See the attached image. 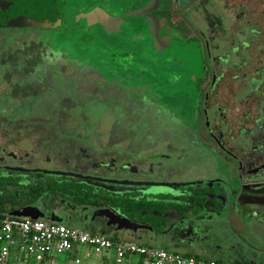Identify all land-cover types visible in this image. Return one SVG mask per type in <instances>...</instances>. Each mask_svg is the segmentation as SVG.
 <instances>
[{
  "label": "flooded vegetation",
  "instance_id": "1",
  "mask_svg": "<svg viewBox=\"0 0 264 264\" xmlns=\"http://www.w3.org/2000/svg\"><path fill=\"white\" fill-rule=\"evenodd\" d=\"M139 12L143 16L136 22L132 16ZM93 15L96 23L83 28ZM135 22L142 37L150 25L157 37L179 47L180 54L190 55L192 65L184 64L186 76L178 74L183 64H170L171 68L163 62L150 64L151 59L134 42ZM133 69L152 77L149 82L133 79L129 76ZM139 82L146 83L144 92L138 89ZM139 94L142 98L135 97ZM152 96L184 105L179 109L181 117L188 120L199 142L220 155L217 166L222 169L216 180L174 183L167 179L179 167H168L160 160L174 158L148 154L139 163L147 179L134 182L189 185L140 187L129 194L171 200L179 196L178 192L166 194L173 188H180L183 195L224 193L225 183L230 182L234 186L230 192L240 197L233 208L244 213L264 210V0H0V198L10 195L8 190L19 189L30 199L19 209L36 208L46 221L96 230L100 233L95 234L108 238L121 234L107 226V219L95 217L101 209L93 214L89 202L79 203L83 197L76 202L68 194L51 193L50 188L53 183H78L113 196L125 194L111 185L96 183L101 186L98 190L95 182L45 171L102 179L112 172H138L129 161L134 162L137 146L147 149V134L137 136L139 142L127 149L109 150L107 163H90L88 155L72 167L70 159H36L27 147L35 137L44 143L50 136L51 145H93L91 154L97 156V132L90 140L80 132L90 121L85 105L126 99L132 107L123 110L132 113L147 103L158 104L155 98L150 100ZM64 101L67 107L57 110ZM151 159L158 160L156 169L149 164ZM150 176L167 181H151ZM137 224L152 228L147 222ZM124 233L133 242L156 241L153 228Z\"/></svg>",
  "mask_w": 264,
  "mask_h": 264
},
{
  "label": "rangeland",
  "instance_id": "2",
  "mask_svg": "<svg viewBox=\"0 0 264 264\" xmlns=\"http://www.w3.org/2000/svg\"><path fill=\"white\" fill-rule=\"evenodd\" d=\"M231 24L227 26L230 27ZM137 69V68H136ZM136 69H133L129 74L133 79H143L149 82V79L152 77L151 75H142ZM139 73V74H138ZM145 81V82H146ZM145 82H139L138 87L139 90H145L144 84ZM117 91L114 93L115 95L119 94ZM144 94V93H143ZM143 94H139L135 97L142 98ZM131 99V97H129ZM150 100L155 98L150 97ZM158 98V97H157ZM130 99H128L130 101ZM156 99V98H155ZM132 100V99H131ZM158 104H145V107H141L138 110H134L132 113H127L123 110V107H132L130 102H123L122 99H118L116 102H109L103 104H91L85 105L86 111H90V121L86 123L85 127L81 129L80 132H84L86 135V139H93V133L97 132L99 139L97 141L100 143H94V147H96V152L98 155L96 156L93 152L91 154V147L93 145H85L80 147L77 143L73 145H51L52 142L50 136H47V141L38 142L36 137L32 140L31 145L27 147V150L30 149L32 155L35 156L36 159H45L47 157L54 158V156L59 159H70L71 167L73 166V162L76 160H81L83 156L91 155V162H104L107 163L111 158L109 150H120L123 148L130 147V143H138L139 141H135L137 136L141 137L147 134V139L144 142V145H147V149H143L144 147L137 146V153L132 157L133 161H129L134 165V168H139L138 172L133 171L132 174H116L112 172L108 174V179L115 180H145L147 177L142 175L143 168L140 160H145L146 156L149 154H154L156 157L164 156L173 157V161L160 159L162 162H165L168 167H179V171L176 172L175 176H172L171 179H167L170 182H182L186 180H192L194 183L202 182V181H212L218 179L219 177V169H222L217 166L218 160L221 159L220 155L216 152V150L207 148L206 144L203 142H199L192 131V127L189 124L188 120H185L181 117V112L179 109H182L184 105L182 104H170L166 102L164 99H156ZM67 107V103H60L57 110L60 108L65 109V105ZM131 104V105H130ZM74 109L72 106L70 110ZM150 136V137H149ZM54 139V138H53ZM80 149H85L86 152L83 155V152ZM20 152V151H19ZM21 153H24L23 148ZM182 156V158L178 161L175 160L177 156ZM94 155V156H93ZM152 156V155H151ZM155 163V164H154ZM158 163V160L151 159L149 164L155 168ZM178 164V165H177ZM150 166V165H149ZM182 167V168H181ZM156 169V168H155ZM184 169V170H183ZM188 171V173H185ZM102 173H105L102 171ZM139 176H138V175ZM158 177V176H157ZM148 180L151 181H167L163 178H154L150 176ZM78 182V181H75ZM87 185H90L87 184ZM235 185V184H234ZM94 187L99 190L101 187L100 184L94 183ZM111 188L120 191L125 195H131L129 193L140 191L142 188L140 187H127V186H111ZM22 190V189H21ZM193 190V189H191ZM10 195H6L3 198H0V209L5 208L6 210H17L22 206H25L27 203H30V199L26 197V193L20 191L19 189H15L14 191L8 190L7 192ZM128 193V194H126ZM121 195V194H120ZM138 200H149L144 194L137 193L134 194ZM118 196V195H114ZM46 200V199H45ZM45 200L42 199L41 202L45 203ZM174 200V198H173ZM89 210L95 214V210L109 208L104 201L100 200H91L89 204H87ZM111 208V207H110ZM117 214L124 216L121 213L120 209H113ZM125 217V216H124ZM97 222L103 223L101 219H97ZM80 228V227H79ZM90 232L100 233L96 230H91ZM223 236L224 242L221 244L220 253L223 255H233L237 256V249L242 247V242L233 238L230 233L226 232L224 229L220 231ZM264 235V231L261 233ZM108 235V234H107ZM110 236V235H108ZM120 236V234H118ZM130 237V234L125 233V237L123 239H127ZM249 245H255L254 249L261 258L264 259V242H248ZM86 252L91 253L90 259L85 258L84 254ZM82 257L81 264H117L116 263V255L114 252L109 251L104 253L102 256H98L92 252V250L88 248H83L80 253ZM50 257H53L58 264H76L67 254L58 255L55 252L50 254ZM137 259L139 257L137 256ZM1 264V263H0ZM27 264H38L33 260H30ZM46 264H50L47 262ZM122 264H126L125 262Z\"/></svg>",
  "mask_w": 264,
  "mask_h": 264
},
{
  "label": "crops",
  "instance_id": "3",
  "mask_svg": "<svg viewBox=\"0 0 264 264\" xmlns=\"http://www.w3.org/2000/svg\"><path fill=\"white\" fill-rule=\"evenodd\" d=\"M222 167V166H221ZM208 187H213L208 185ZM177 197L158 198L173 205L188 208L186 212H166L163 215L166 224L156 234L155 242H135L149 245L172 253L185 256L199 257L203 262H234L239 264H264V259L254 249L255 245L248 242H264V210L252 209L247 213L233 208L230 210L228 203L224 202L225 193L209 192L204 194H185L180 188H173L166 194ZM165 193V192H164ZM182 195V196H181ZM169 196V195H167ZM198 198L206 199V203L198 208ZM148 199V198H147ZM167 200V201H166ZM197 206V207H196ZM193 208L199 210L192 211ZM225 230L233 238L242 242V247L237 249V256L223 255L220 253L221 244L225 241L220 231ZM120 237H125L121 232ZM121 238L120 241L133 242ZM71 261V258H69ZM126 264H142L136 256H128Z\"/></svg>",
  "mask_w": 264,
  "mask_h": 264
},
{
  "label": "built area",
  "instance_id": "4",
  "mask_svg": "<svg viewBox=\"0 0 264 264\" xmlns=\"http://www.w3.org/2000/svg\"><path fill=\"white\" fill-rule=\"evenodd\" d=\"M84 247L98 256L109 251L114 252L117 264L126 262L128 256H138L142 264H239L198 262L193 256L172 253L135 242H114L104 235L69 228L63 224L0 214L1 264H27L30 260L38 264L47 262L58 264L50 257L52 252L58 255L67 254L76 264H81L80 253ZM84 256L90 259L91 253L86 252Z\"/></svg>",
  "mask_w": 264,
  "mask_h": 264
},
{
  "label": "water",
  "instance_id": "5",
  "mask_svg": "<svg viewBox=\"0 0 264 264\" xmlns=\"http://www.w3.org/2000/svg\"><path fill=\"white\" fill-rule=\"evenodd\" d=\"M143 15L141 12L133 14V20L136 22H139V17H142ZM110 23V20L108 21ZM134 23V42H136V47L139 48L141 51H144L145 55H147L151 62L150 64H159L160 62H163V65H167L170 67V64L175 65H182L181 70L178 71V74H181L183 76H186V70L184 68V64L192 65L189 61V54L188 53H182L180 54L181 50L179 47L172 45L171 43L165 41L164 39L157 37L155 34L156 32L150 25H146V31L143 37L140 35L141 33L136 28V24ZM95 16H91L90 21H87L83 23V28H86L87 25L95 24ZM121 23V20H119L118 24ZM111 24V23H110ZM114 25V24H113ZM132 34V35H133ZM175 47V48H174ZM173 48V49H172ZM172 49V50H171ZM188 57V58H187ZM184 62V63H183ZM171 68V67H170ZM185 78V77H183ZM12 170H20V169H12ZM46 174L50 175H56V176H62V177H68L72 179L77 180H83V181H91L95 183H100L104 185H111V186H127V187H177V186H186L189 184H167V183H156V182H134V181H119V180H113V179H102V178H94L89 176H84L80 174L75 173H63V172H50L45 171ZM227 187V188H225ZM234 186L230 182H226L224 185V193L225 198L224 202L228 203L230 205V210L233 209V206L237 207L239 204L240 197L238 195H234L230 192V190ZM239 211V209L237 208ZM10 216L16 217V218H29L32 220H44L43 215L38 214V210L33 207H25L18 210H15L10 213ZM95 217H101L108 220L107 226L108 227H115L117 232H132L134 234H137L139 229H144L147 231H152V228L143 226L137 223H134L130 221L129 219L117 214L115 211H112L110 209H101L96 212ZM51 222L53 223H59L58 221L51 219Z\"/></svg>",
  "mask_w": 264,
  "mask_h": 264
},
{
  "label": "trees",
  "instance_id": "6",
  "mask_svg": "<svg viewBox=\"0 0 264 264\" xmlns=\"http://www.w3.org/2000/svg\"><path fill=\"white\" fill-rule=\"evenodd\" d=\"M50 192L62 196L68 194L74 197L76 202H79L80 200L78 199L83 197L84 201H80L79 203H88L90 199L104 201V203H106L109 207L120 209L121 213L133 222L137 223L143 221L149 223V225L153 228L154 234L164 228L166 220H164L163 215L166 212L183 213L188 210V208L173 205L159 199L138 200L135 195L113 196L104 190L96 192L94 188L78 183H53L51 185ZM197 203L199 205L198 208H200L206 203V199L198 198ZM198 208H193L192 211L196 212L199 210ZM13 211L15 210H6L5 208H1L0 214L10 215ZM109 238L114 242L120 241L117 235ZM145 245L149 246L147 244ZM195 258L198 262L202 261L199 257Z\"/></svg>",
  "mask_w": 264,
  "mask_h": 264
}]
</instances>
